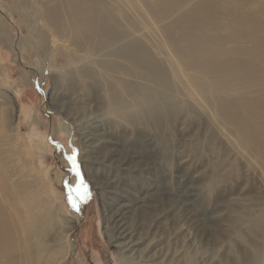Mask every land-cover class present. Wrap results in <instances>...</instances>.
Returning <instances> with one entry per match:
<instances>
[{"label":"rangeland","instance_id":"obj_1","mask_svg":"<svg viewBox=\"0 0 264 264\" xmlns=\"http://www.w3.org/2000/svg\"><path fill=\"white\" fill-rule=\"evenodd\" d=\"M46 1L0 0V15L14 36L11 44L0 41V67L9 75L10 95L20 111L18 134L27 147L35 143L41 147L46 137L51 150L42 154L41 148H35V170L31 173L43 177L48 196L53 194L76 214L77 229L71 235L65 264H121L119 248L105 233L104 217L117 196L120 202L119 196H130L133 190L136 195L139 189H118L120 195L113 196L94 185L93 171L83 162L81 135L54 110L49 95L54 90L59 101L73 95L75 99L68 101L81 112L89 108L86 101H106V96L98 86L92 92L86 90L72 65L49 62L42 54L39 58L37 47L25 58L18 46L21 26L26 35L36 26L32 7ZM97 1L126 7L131 38L143 41L147 58L161 64L170 85L156 88L167 95V103L176 105L168 123L155 128L165 149L163 168L170 170L169 180L176 187L184 175L187 182L182 190L192 187L200 195L190 217L177 213L165 221L166 232L172 235L166 245L182 250L188 228L193 238V246L187 249L188 264H249L256 263L258 256L257 263L264 264V0ZM15 2L24 5L21 15ZM193 45L205 48L207 60L203 62L215 65V72L189 69L180 60L178 51L190 54ZM38 69L41 71L36 73ZM131 78L146 87L154 86L147 79ZM201 84L215 88L206 93L198 87ZM4 96L0 101L8 100L9 95ZM221 101L239 106L251 119V128L263 143L261 149L221 114ZM147 130L140 133L145 135ZM129 136L131 141L136 139V134ZM37 150L42 151L41 157H37ZM74 150L79 177L69 161Z\"/></svg>","mask_w":264,"mask_h":264},{"label":"bare ground","instance_id":"obj_2","mask_svg":"<svg viewBox=\"0 0 264 264\" xmlns=\"http://www.w3.org/2000/svg\"><path fill=\"white\" fill-rule=\"evenodd\" d=\"M15 7L21 15L24 5L15 2ZM32 10L36 26L29 30V35L21 26L22 37L18 42L26 54L24 57L37 47L38 56L42 54L49 62L72 65L86 90L92 92L98 86L106 96V101H86L89 108L81 112L68 101L75 99L73 95L60 101L54 90L49 95L54 110L81 135L83 162L93 171L94 185L113 196L120 195L118 189L127 192L131 186L139 189L136 195L130 189V196H119L120 202L117 196L105 213V233L109 242L119 248L120 263L186 264L187 249L193 246L189 229L182 250L177 246L172 249L166 245L172 235L167 234L164 223L178 216L177 213L190 217L200 193L188 186L182 190L187 182L184 175L179 177L176 187L169 180L170 170L163 168L165 149L155 128L168 123L176 105L167 103V95L156 88L161 84L170 87L161 64L147 58L141 39L131 38L126 7L109 6L97 0H47ZM10 29L0 15L1 42L13 43ZM178 52L189 69L198 68L205 74L216 71L215 65L203 62L207 59L202 45H193L190 54ZM54 71L50 69L51 73ZM0 76V98L9 95L8 100L0 101V264H65L72 245L71 235L77 229L76 214L53 194L47 195L49 188L42 176L32 175L35 148L43 150H37V157L51 148L46 137L41 147L38 143L36 147L32 144L27 147L22 141L18 134L20 111L10 95L9 75L1 67ZM131 76L147 79L154 86L146 87ZM198 87L206 93L215 88L204 84ZM219 109L248 142L261 149L263 143L258 132L251 128V119L245 117L239 106L221 101ZM146 128L147 134L140 133ZM130 134H136V139L131 141ZM104 173L106 176L101 180L99 176ZM255 262L249 264H258L259 256Z\"/></svg>","mask_w":264,"mask_h":264},{"label":"snow or ice","instance_id":"obj_3","mask_svg":"<svg viewBox=\"0 0 264 264\" xmlns=\"http://www.w3.org/2000/svg\"><path fill=\"white\" fill-rule=\"evenodd\" d=\"M69 161L73 164V170L76 172L77 177L80 176L78 166H76V161H75V150L73 151V155L69 157ZM80 184L86 188V185H83V180H80ZM70 203H72V206L75 208L76 204L72 202L70 198Z\"/></svg>","mask_w":264,"mask_h":264}]
</instances>
